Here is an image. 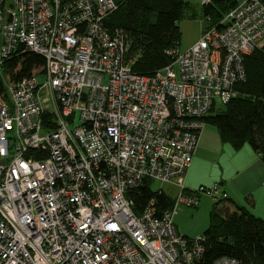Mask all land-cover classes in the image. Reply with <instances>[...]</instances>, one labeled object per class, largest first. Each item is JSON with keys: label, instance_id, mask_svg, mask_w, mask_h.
I'll use <instances>...</instances> for the list:
<instances>
[{"label": "built area", "instance_id": "2783aa9c", "mask_svg": "<svg viewBox=\"0 0 264 264\" xmlns=\"http://www.w3.org/2000/svg\"><path fill=\"white\" fill-rule=\"evenodd\" d=\"M116 7L0 0V264H203V235L179 233L174 208L219 190H185L184 175L201 116L237 94L244 55L264 45V0L205 15L151 74L131 69L121 29L104 25ZM24 49L44 63L13 79L5 64ZM145 177L179 186L171 209L133 211L126 189Z\"/></svg>", "mask_w": 264, "mask_h": 264}, {"label": "trees", "instance_id": "16d2710c", "mask_svg": "<svg viewBox=\"0 0 264 264\" xmlns=\"http://www.w3.org/2000/svg\"><path fill=\"white\" fill-rule=\"evenodd\" d=\"M115 1L117 7L104 19V25L121 29L128 42L125 58L130 60L131 69L151 74L167 64L171 60L167 50L180 45L179 21L184 16H194L192 12L185 15L190 9L189 1ZM235 2L211 0L202 5L201 11L209 14L214 23ZM43 63L41 53L24 49L7 60L5 67L13 79H18ZM243 64L245 77L234 86L237 94L225 103L211 106L201 118L215 126L220 139L232 147L248 143L264 163V45L245 54ZM155 180L145 177L140 184L126 189L135 213H140L150 201L156 214L173 207L175 197L153 185ZM215 199L209 210L208 224L201 231L204 237L201 262L211 264L215 257L228 255L234 257L237 264H264V219L226 196L217 195Z\"/></svg>", "mask_w": 264, "mask_h": 264}, {"label": "crops", "instance_id": "0c3cea01", "mask_svg": "<svg viewBox=\"0 0 264 264\" xmlns=\"http://www.w3.org/2000/svg\"><path fill=\"white\" fill-rule=\"evenodd\" d=\"M180 24L183 26L182 31L180 27L182 47L195 41L205 25L201 19L199 21L194 17H187V20ZM214 182L220 185L219 191L226 192L227 198L230 197L236 203L245 205L264 219V163L258 153L246 142L239 148L232 147L229 142L220 139L215 126L205 123L199 131L191 162L184 175V188L193 190L200 185L207 186ZM176 186L177 191L174 195L170 194L172 197H175L179 190V186ZM201 197L202 194L194 206L198 208L190 209V214L195 213L201 206L204 207L206 200ZM176 213L177 208L173 215ZM173 222L176 230L181 234L193 236L201 233L196 231L187 234L174 218Z\"/></svg>", "mask_w": 264, "mask_h": 264}, {"label": "rangeland", "instance_id": "374dc122", "mask_svg": "<svg viewBox=\"0 0 264 264\" xmlns=\"http://www.w3.org/2000/svg\"><path fill=\"white\" fill-rule=\"evenodd\" d=\"M190 3V9H186L187 12H185L186 14H190L191 12L194 14V16H184L180 21V23H184L185 20H187V17H194L195 19L199 20L201 19V21H203V23H205V14L202 13L201 11V7H202V0H188ZM185 10V11H186ZM179 23V24H180ZM181 31L183 30V26H181ZM182 38V36H181ZM36 77L39 81H43L44 80V74L43 73H37ZM153 185L155 186H160L162 187L168 194L174 195L175 191H177V186L171 183H167V182H160V181H152ZM215 183V182H214ZM213 183H211L210 185H207V187H211ZM218 185V183H217ZM218 188L220 190V185H218ZM219 190L217 192V194H219ZM202 194V199L205 198L206 203L203 204V206H201L195 213H191L190 209H196L198 207H194L195 205H187L185 203L179 202L176 204L175 208H177V213L176 215H173V218L175 220V222H177L179 224V227L187 232V234H192L195 233L196 231H202L206 225L208 224V215H209V210L212 206V203L216 200L215 197L217 196H213L211 194H208L204 191H201L198 193V195L200 196ZM198 196V198H199ZM198 202V200H197ZM204 202V201H203ZM175 208H174V212H175ZM231 208V207H229ZM197 235V234H195ZM193 235V236H195Z\"/></svg>", "mask_w": 264, "mask_h": 264}, {"label": "water", "instance_id": "95a60500", "mask_svg": "<svg viewBox=\"0 0 264 264\" xmlns=\"http://www.w3.org/2000/svg\"><path fill=\"white\" fill-rule=\"evenodd\" d=\"M230 198V197H229ZM232 198V197H231ZM233 201L235 202V200L233 199Z\"/></svg>", "mask_w": 264, "mask_h": 264}, {"label": "bare ground", "instance_id": "6f19581e", "mask_svg": "<svg viewBox=\"0 0 264 264\" xmlns=\"http://www.w3.org/2000/svg\"><path fill=\"white\" fill-rule=\"evenodd\" d=\"M179 191V190H178Z\"/></svg>", "mask_w": 264, "mask_h": 264}]
</instances>
